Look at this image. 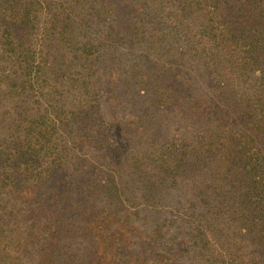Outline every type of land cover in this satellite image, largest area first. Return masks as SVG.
Returning <instances> with one entry per match:
<instances>
[{
    "label": "trees",
    "instance_id": "16d2710c",
    "mask_svg": "<svg viewBox=\"0 0 264 264\" xmlns=\"http://www.w3.org/2000/svg\"><path fill=\"white\" fill-rule=\"evenodd\" d=\"M0 264H264V0H0Z\"/></svg>",
    "mask_w": 264,
    "mask_h": 264
}]
</instances>
